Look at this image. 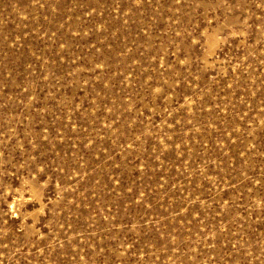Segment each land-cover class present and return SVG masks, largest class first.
Segmentation results:
<instances>
[{
  "label": "rangeland",
  "instance_id": "obj_1",
  "mask_svg": "<svg viewBox=\"0 0 264 264\" xmlns=\"http://www.w3.org/2000/svg\"><path fill=\"white\" fill-rule=\"evenodd\" d=\"M0 264H264V0H0Z\"/></svg>",
  "mask_w": 264,
  "mask_h": 264
}]
</instances>
